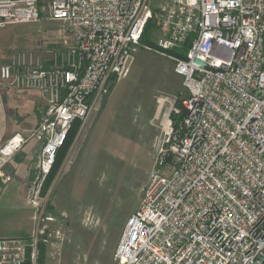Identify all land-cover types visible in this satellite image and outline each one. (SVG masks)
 <instances>
[{
	"label": "built area",
	"instance_id": "built-area-1",
	"mask_svg": "<svg viewBox=\"0 0 264 264\" xmlns=\"http://www.w3.org/2000/svg\"><path fill=\"white\" fill-rule=\"evenodd\" d=\"M42 22L62 24L61 47L15 50L0 67V91L36 92L43 102L37 125L0 146L7 186L12 159L39 145L26 191L34 220L74 125L83 130L150 50L142 38L153 23L156 52L175 61L185 97L161 122L114 261L264 264V0H0V28ZM187 44L186 59L170 53ZM45 229L38 222L28 238L0 239V264H39L40 244L64 241Z\"/></svg>",
	"mask_w": 264,
	"mask_h": 264
},
{
	"label": "rangeland",
	"instance_id": "rangeland-1",
	"mask_svg": "<svg viewBox=\"0 0 264 264\" xmlns=\"http://www.w3.org/2000/svg\"><path fill=\"white\" fill-rule=\"evenodd\" d=\"M154 26V46L144 45L150 50L139 51L128 78L112 87L100 111L79 130L44 195V215L34 220L27 184L14 177L7 186L0 181V239L28 238L39 222L53 242L57 232L64 238L59 246L46 248L48 264H116L115 251L129 217L141 204L153 166V141L162 120L181 107L185 97L175 61L156 52L159 31ZM64 39L60 23L0 28V67L12 51L47 48ZM42 103L36 92L0 91V146L36 126ZM34 144L13 158L12 166L22 172L24 182L31 164L26 157Z\"/></svg>",
	"mask_w": 264,
	"mask_h": 264
},
{
	"label": "trees",
	"instance_id": "trees-1",
	"mask_svg": "<svg viewBox=\"0 0 264 264\" xmlns=\"http://www.w3.org/2000/svg\"><path fill=\"white\" fill-rule=\"evenodd\" d=\"M154 24L150 23L148 25V27L146 28L145 32H144V36L142 38V44L143 45H149V46H154L153 42L151 41V34L154 30ZM189 50V44H187L183 49L181 50H173L172 52H170L171 54H174L182 59H186L187 58V52ZM179 106V105H178ZM180 107V106H179ZM173 121H176L178 118L177 116H175L174 114H172L171 116ZM80 129V123L77 122L74 125V128L72 129V131L69 134L68 140L66 142V144L64 145V147L59 151L58 156H57V160L55 163V166L52 170L51 175L49 176V178L46 181L44 190H43V196L47 193V191L50 189L55 177L57 176V173L59 172L60 168L62 167L68 152L79 132ZM38 259L37 262H39V264H44L45 263V255H46V248L43 244H40L38 247Z\"/></svg>",
	"mask_w": 264,
	"mask_h": 264
},
{
	"label": "crops",
	"instance_id": "crops-1",
	"mask_svg": "<svg viewBox=\"0 0 264 264\" xmlns=\"http://www.w3.org/2000/svg\"><path fill=\"white\" fill-rule=\"evenodd\" d=\"M36 123H38V116H37V119H36ZM37 125V124H36ZM18 134V133H17ZM5 135H6V133H5ZM11 135V134H10ZM16 135V134H15ZM14 134L12 135V137L13 136H15ZM26 135V134H25ZM11 138V137H10ZM0 139H1V137H0ZM31 143H35L34 145H33V147H31V149L28 151V155H27V157H26V159L27 158H30V162H31V164H30V167H29V169H27V175L26 174H24V177H25V175H26V182H24V179H22L23 178V175H22V172L21 171H19V169L17 170V167H15V166H12V164H13V162H14V160L12 159V161L10 162V164L7 166V168H6V174L7 175H10V176H12V178L14 177V178H16V179H18V183H19V181L20 182H23V185L25 186V184H27V182H28V172H29V170H30V168H31V166L33 165V162H34V159H35V157H36V154H37V151H38V148H39V145H38V143L37 142H30L28 145H31ZM27 145V146H28ZM23 150H25V147L23 148ZM22 150V151H23ZM15 159V158H14ZM21 175V176H20ZM22 185V186H23Z\"/></svg>",
	"mask_w": 264,
	"mask_h": 264
}]
</instances>
